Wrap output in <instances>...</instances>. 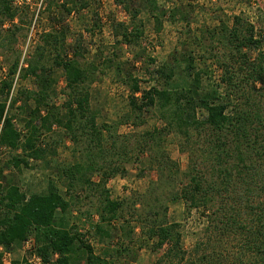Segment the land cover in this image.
Listing matches in <instances>:
<instances>
[{
  "label": "trees",
  "instance_id": "obj_1",
  "mask_svg": "<svg viewBox=\"0 0 264 264\" xmlns=\"http://www.w3.org/2000/svg\"><path fill=\"white\" fill-rule=\"evenodd\" d=\"M16 1L0 0V50L14 40L19 28L2 35L4 23L19 16ZM91 1L44 0L50 30L40 34L25 64L19 69V58L15 59L0 80V149L12 154L7 165L28 169L31 161L45 162L64 138L72 144V161L55 165L53 175L46 177L45 189L38 193H25L18 184L7 181L0 165V247L8 251L31 239L42 264H124L123 258L134 256L132 236L138 228L143 241L152 242L153 251L161 250L152 264H264V59L260 56L251 61L249 57L248 52L260 46L254 25L240 14L232 18L230 27L222 24L202 35V41L206 35L223 50L221 57H211L222 70L224 95L219 93L220 87L205 89L202 71L194 67L190 50L173 58L174 64L183 61L189 77L193 72L187 87L171 88L176 73L181 72L177 66L162 65L153 71L162 83L146 90L140 88L117 52H112L103 67H115L123 74L128 112L118 121L98 124L90 90L102 69L95 61L85 60L87 51L80 41H69L66 24L68 16L88 9ZM113 2L128 17L127 23H112L114 50L121 45L139 46L144 36L139 19L143 9L151 15L156 32L166 14L189 24L190 13L183 7L164 12L158 0ZM144 54L138 49L131 62H140ZM57 72L64 81L60 104L56 102ZM17 73L21 80L32 78L34 88H19L10 98ZM150 113L158 114L162 129L138 135L118 133L122 124L138 126ZM16 114L22 130L16 126ZM173 133L182 138L189 152L185 172L170 161L163 147V138ZM54 136L56 139L48 140ZM200 140L203 147L198 151ZM143 156L158 167L159 184L177 186L171 201H182L186 213L195 211L203 217L204 246L210 252L195 260L187 257L180 223L169 221L166 205L158 204L156 197L138 225L132 227L124 219L128 200L111 199L106 185L125 174L124 163L141 162ZM157 186L151 182L149 188L156 190ZM91 197L98 220L88 232L104 245L98 255L85 235L75 226L67 228L64 219L72 207ZM135 206L136 202L131 207ZM84 213L88 218L92 214L88 209ZM117 221L121 223L116 229L113 224ZM231 242H235L234 254L229 252ZM0 264H4L1 253ZM20 264L30 263L23 260Z\"/></svg>",
  "mask_w": 264,
  "mask_h": 264
},
{
  "label": "rangeland",
  "instance_id": "obj_2",
  "mask_svg": "<svg viewBox=\"0 0 264 264\" xmlns=\"http://www.w3.org/2000/svg\"><path fill=\"white\" fill-rule=\"evenodd\" d=\"M141 1L138 0V2ZM158 5L164 12L174 7L185 8V11L190 13L189 24H186L185 20L172 19L169 14H166L161 17L162 24L159 31L156 32L151 15L147 13L146 9H143L139 19L143 23L144 36L136 49L121 45L114 50L115 38L113 37L112 23L113 21L127 23L128 17L120 7L114 4L113 0H92L88 9L75 12L66 18V24L70 30L69 41L71 43L75 40L80 41L82 48L87 51L85 60L95 61V64L102 69L90 90L91 108L97 115L98 124L113 123L128 112L127 96L129 93L122 82L123 74L118 72L115 67H103L105 57H111L112 52H117L120 61L126 63L125 68L139 80L140 88L146 90L157 82L162 83V80L157 78L153 72L162 65L177 66V71L181 72L176 73L170 84L171 88L187 87L193 72L189 77L185 73L183 61L174 64L173 58L175 56L179 58L184 50H190L193 52L194 67L197 71H202L201 78L205 89L220 87L219 93L224 95L225 86L220 80L222 70L211 57L212 55L221 57L224 53L220 44L209 38L207 40L206 35L207 32L222 24L230 27L232 18L241 14L254 25L256 39L260 45L259 48L248 52L251 61L260 56L264 59V0H158ZM15 6L19 9V16L12 22H5L1 29L2 35L8 36L9 30H14L15 26L19 27L18 31L15 32L14 40L11 39L9 45H6L7 48L0 50V80L5 77L8 66L15 59L19 58L20 69L33 52L40 34L50 30V14L44 10V0H17ZM203 34H206L203 38L205 42L202 41ZM138 49H142L145 54L140 62L134 64L131 61L134 52ZM55 77L58 79V84L55 86L56 93H58L56 102L60 104L62 97L60 91L64 81L61 72H57ZM22 87L33 89L32 78L21 80L19 73H17L10 98L15 96L17 90ZM157 116L158 114L155 113L145 114L142 117V123H139L138 126H133L130 123L122 124L118 133L120 135H138L153 129L160 130L163 126L157 121ZM17 119L16 126L22 130L18 115ZM52 139H56V137L48 140ZM202 145L200 140L196 146L198 151H201L199 148L202 149ZM163 147L170 161L179 168L180 172L187 171L189 152L186 145L183 144L182 138L174 133L170 134L163 138ZM190 148L194 150L193 145H190ZM71 150V142L64 138L58 144L54 154L47 156L45 162L31 161L30 168L16 170L7 165L12 154L7 149H0V165H3V175L7 181L18 184L25 193H38L45 189L46 177L53 175L55 165L72 161ZM197 155L199 156L200 152ZM140 161L124 163L122 167L125 168V174L111 179L106 185L111 199L128 200V207L123 213L124 219L132 227L138 225L137 223L144 217L145 211L152 209L150 208L153 205L152 200L156 197L159 200L158 204L164 203L166 205L169 221L180 223L183 249L189 254L187 257L195 260L200 258L203 253L210 252V249L204 246V242L206 243L207 240H204L206 236H204L205 221L203 217L195 211L186 213L182 201H171V194L177 190V186L159 184L160 172L157 170L158 167L151 166L147 156L140 157ZM92 179L93 181L98 180L97 177ZM181 181L186 183V178H182ZM151 182L158 184L156 190H150ZM138 195L144 196L139 198ZM135 202L137 206L134 209L131 206ZM91 203L96 204L93 197L88 200L82 199L81 203L72 207L64 219L67 228L75 226L79 232L85 235L87 242L93 247L94 253L98 255L104 245L102 246L88 232L91 224L98 220L97 213L93 210ZM87 209L92 212L89 218L84 213ZM120 223L121 221L115 222L114 228L117 229ZM132 238L134 256L133 258L130 256L123 258L121 263L152 264L160 256L161 250L153 251L152 242H144L139 235L138 228H136ZM30 241L32 242L31 249L26 248L25 242L8 251H4L0 247L3 263L20 264L23 260H30L33 255H36L33 250V241L31 239ZM116 243L117 240L114 239L112 245L114 246ZM234 243H229L231 254L237 251ZM196 247H198L197 253L195 252ZM56 257L57 255L53 259Z\"/></svg>",
  "mask_w": 264,
  "mask_h": 264
},
{
  "label": "built area",
  "instance_id": "obj_3",
  "mask_svg": "<svg viewBox=\"0 0 264 264\" xmlns=\"http://www.w3.org/2000/svg\"><path fill=\"white\" fill-rule=\"evenodd\" d=\"M25 245H26L27 249H31L32 242L30 240H27V241H25ZM28 262L30 264H42L40 258L36 255H33L32 258L30 260H28Z\"/></svg>",
  "mask_w": 264,
  "mask_h": 264
},
{
  "label": "crops",
  "instance_id": "obj_4",
  "mask_svg": "<svg viewBox=\"0 0 264 264\" xmlns=\"http://www.w3.org/2000/svg\"><path fill=\"white\" fill-rule=\"evenodd\" d=\"M20 244H22V243H20ZM20 244H16V245H14L13 247H16V248H17L18 246H20ZM13 247H12V248H13ZM12 248H11V249H12ZM11 249H10V250H11Z\"/></svg>",
  "mask_w": 264,
  "mask_h": 264
}]
</instances>
